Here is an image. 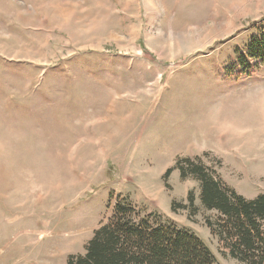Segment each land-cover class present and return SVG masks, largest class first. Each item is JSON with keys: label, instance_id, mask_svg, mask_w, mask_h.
Returning a JSON list of instances; mask_svg holds the SVG:
<instances>
[{"label": "rangeland", "instance_id": "rangeland-1", "mask_svg": "<svg viewBox=\"0 0 264 264\" xmlns=\"http://www.w3.org/2000/svg\"><path fill=\"white\" fill-rule=\"evenodd\" d=\"M262 19L264 0H0V264H66L117 196L240 264L199 183L163 175L201 157L264 194V66L234 68Z\"/></svg>", "mask_w": 264, "mask_h": 264}, {"label": "trees", "instance_id": "trees-1", "mask_svg": "<svg viewBox=\"0 0 264 264\" xmlns=\"http://www.w3.org/2000/svg\"><path fill=\"white\" fill-rule=\"evenodd\" d=\"M242 52L234 68L239 77L252 75L264 66V19ZM201 157L178 158L166 169L167 179L178 170L182 180L199 183L198 198L204 212V225L216 238L219 251L240 264H264V194L247 200L222 181L215 168L202 163ZM186 204L196 215L190 191ZM172 208L174 206L172 205ZM175 210V209H173ZM66 264H216L209 248L191 231L161 221L156 213L138 209L127 197L114 199L106 222L92 232L83 254L69 255Z\"/></svg>", "mask_w": 264, "mask_h": 264}]
</instances>
